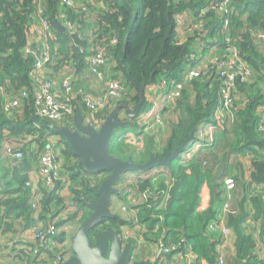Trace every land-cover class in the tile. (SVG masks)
<instances>
[{
  "label": "trees",
  "instance_id": "1",
  "mask_svg": "<svg viewBox=\"0 0 264 264\" xmlns=\"http://www.w3.org/2000/svg\"><path fill=\"white\" fill-rule=\"evenodd\" d=\"M41 1L42 6L39 4L37 6L36 0H0V141L6 132L10 137L29 139L27 143L29 147L19 148L23 154L25 153L24 159L14 166L12 176L5 181V188L8 187L9 190L5 189L4 195L9 198L2 201L5 209L1 218L7 224L12 223L6 216L15 220L22 216L29 227L35 228L39 225L41 229H47L50 224L55 226L56 231L51 238V245L40 248L37 263L55 264L56 254L64 259H69L73 255L71 243L67 246L66 241L71 242V237L76 231L72 232L69 228L77 221L81 225L91 215L93 210L90 204L97 199V190L102 181L96 183L95 180L101 172H87L78 164L79 160L72 153L65 137L43 125V122H51L73 127L76 112L74 116L60 121L40 118L35 113V91L38 82L34 76L38 75L44 80L54 79V69L57 70L58 67L50 65L56 62L57 58V66L63 65L66 72L74 71L76 79L77 74L84 70L88 77L87 82L89 78L95 77L91 72L88 57L102 51L105 62L99 68L106 71L110 79H119L127 87L121 99L114 103L110 102L93 115L92 120L104 121L115 104L127 103L133 107L138 104L140 94L136 83L148 88L164 80L181 79L187 71L185 65L194 55L192 49L194 51L200 49V55L207 57L213 50L220 55L234 46L239 51V58L247 65L240 71L237 67L235 88L230 91L231 108L233 107L238 119L231 134L232 138L228 137L229 141H232L228 152L218 149L215 153L223 152L226 156L234 153L243 158L250 157L251 171L247 178L244 179L243 167L237 163L239 161H235L238 166L237 172L232 173L230 170V175L228 161L225 162L220 176L215 172L213 174L212 169L207 171L204 168L206 159L215 158L213 151L215 149L205 153L209 150L206 147L209 146V140L199 134L200 127L212 123V130L219 129L216 109L221 108L225 102L223 89L226 75L219 73V69H214L215 65L211 63L210 74L200 70L197 77L186 83L192 89V93L190 95L184 90L185 94L180 101L183 114L172 125L162 152L156 154L158 158L166 157L187 137L194 134V139L185 152L199 141L205 147L197 154L198 149H195L191 155L199 157L204 154L205 157L202 159L201 155L199 160L182 159V163L179 164L178 155L169 165L155 167H165L170 171L172 187L167 185L171 192L170 200L167 198L169 202L164 204L165 195H162L163 197L158 195L155 200L148 199L141 205H125L128 213L125 217L103 218L89 235L96 244L98 231L114 229L120 234L124 226L132 228L134 233L129 238L133 244V253L139 244V235L145 239L158 229L165 228L163 231L167 229V234L161 238L162 241L167 246L175 247L168 254L165 253L169 256L171 264L173 261L170 257L176 253L179 256L174 259L179 261L177 263L183 264L182 257L190 245L196 254L197 262L206 258L210 264H216L221 256L219 245L224 233L220 227L212 229L210 225L218 216L223 178L229 175L235 180L236 199H233L225 223L236 235L237 257L243 261L242 264H264L258 253L262 248L254 236V231L258 228L260 230L258 237L261 239L264 237V48L257 36L264 33V0H230L228 13L222 17L217 3L222 0H91L93 5L90 4L89 9L84 11L79 7L62 4L61 0ZM95 3L99 4L97 10H93L92 7ZM39 9L52 23L54 33V37L47 39L52 60L43 74H35L34 69L38 54L43 49L40 40L37 39L44 32L35 17ZM185 12L191 13L202 27L200 32L196 30L194 36L181 41L178 17ZM61 13L66 14L73 24V29H66L64 33L56 31L53 27V19L59 18ZM223 19H229L228 29L224 26ZM89 26L96 34L94 46L89 44L90 39L87 35ZM32 36L35 38L30 40ZM26 47H30L31 51L27 52ZM24 90H27L29 96L23 99L18 111L12 116H7L3 109V95L8 93L6 96L14 98L22 95ZM236 94L240 95L238 100ZM77 102L82 106L84 113L87 107L81 98H78ZM151 107V101L145 98L140 112L126 119L129 126L124 130V135L137 132L140 116ZM118 119L121 120L120 117ZM55 136L59 138L58 145L64 147L63 156L67 159V165L60 170V180L69 178L71 183L80 184L81 189L68 197L61 207L59 205L57 212L52 215L48 213V206L52 201H59L62 198L61 190H58L59 181L53 186L42 184L48 190H44V207L47 211L46 214L40 217L37 214L34 218L31 215L33 207L28 202L32 187L28 184L27 174L35 160L34 156L29 155L28 148L36 144L40 147L41 156L46 149L54 150L57 147L52 141ZM214 143L212 141L213 145ZM114 148L112 145L113 154ZM38 159L40 161V157ZM205 181L210 183L212 201L217 197L218 203L213 207L214 202L211 201L212 204L205 211H199L201 189ZM130 183L133 186L142 184L145 196L149 187L148 179ZM156 206H162L163 209L155 211L158 208ZM67 210L69 213L64 217L63 213ZM60 217L62 219H59ZM261 239L260 245L263 243ZM28 251L16 253L14 259L20 261L25 257L28 262L30 254ZM9 264L13 262L10 261Z\"/></svg>",
  "mask_w": 264,
  "mask_h": 264
},
{
  "label": "rangeland",
  "instance_id": "2",
  "mask_svg": "<svg viewBox=\"0 0 264 264\" xmlns=\"http://www.w3.org/2000/svg\"><path fill=\"white\" fill-rule=\"evenodd\" d=\"M36 1H37V6H38V4L42 6L41 0H36ZM88 1L91 5H93L91 3V0H88ZM82 3H84L83 0H72V6H74V7L80 8ZM98 6H99V4L95 3V6H92L93 10H97ZM187 23L190 24L188 26L189 31L198 30V28L201 24L199 21H196L194 24L191 22V20H188ZM88 29H90L89 32H87V35L89 36V39H90L89 44L94 46L93 40L95 39L96 34L93 32L92 27L89 26ZM51 36L54 37V33H52ZM190 37H188V38L186 37V38L189 39ZM186 38H185V36L182 37V39H186ZM201 57H202L201 64L198 65V67H196V70L198 72L200 70H204L205 72L210 74L212 71L210 69V64L212 63L211 61H214L217 57H219L220 61L224 62V64L226 65L225 68L228 70L229 75H235L236 74L237 60L231 54V50H228L227 52L222 53L220 55L209 54L207 57H205V56H201ZM57 61L58 60L56 58V62H53L52 65H50V66L58 67L57 70L54 69V75H53L54 79H52V80L54 82H56V86H60L61 85L60 84L61 79L63 76H65V74L67 72H66L63 65L57 66ZM74 65H75V63H74ZM214 69L217 70L216 64L214 66ZM86 80H88V77H87L84 70H82L79 73V75L77 74V85L79 87L85 88L84 86H86V83L92 84L93 86L95 85V83L96 84L98 83L95 77L89 78V81H87V82H86ZM158 84H160V83H158ZM89 89L92 91V93L94 92L93 93L94 95H98L99 90L95 86H94V90L91 88H89ZM147 90H149V89H146L145 98L153 99V97L156 98L155 95L159 94L156 91H155V94H153L152 87L150 88L149 91H147ZM160 90H159V92H160ZM181 90H182L181 88L180 89L178 88V93L174 92V96L169 101V103H167L166 106H163L164 101H163V99H161V96H158V100L156 101L157 105H155V107H156L155 113L159 117H158V119H156V120L154 119V120H151L149 122V130L144 131V129L143 130L140 129V121H139V123L137 122V125H138L137 132H141L140 134H137V132H135V133H130V134L124 135V132H125L124 130L129 126V123L125 128H119L117 131H121V132L119 134L118 143H117V145H116V143L113 144V148L115 146V148L113 149L114 155H116L117 157L124 159V160H131L133 162L146 163L147 161L150 160L151 154L157 156L156 155L157 153H161L162 152L161 149L164 146L165 141L168 139V137L170 135L172 125L174 123H176L181 118V116L183 114V110L180 107V101L182 100L183 95L185 93H188L191 95V93H192V89L190 88V86L186 85V83H185V86H184L182 93H181ZM184 90H185V93L183 94ZM5 95H9V94L5 93ZM5 95H3V97ZM239 98H240V95L236 94V99L238 100ZM233 99H235V96H233ZM153 106H154V104L152 103V107ZM231 106H232V103H230V106L222 114L217 115L218 128L219 129L212 130L213 128H212V123H211L209 126L208 125H205V127L202 126L200 128V131H199V134L201 136L204 135L209 140V147H208L209 150L205 151V153H208L210 151V149H215V150H213L215 158L214 159H206V161H204V168L207 171L212 169V173L214 174V172H215V174L217 173L219 176L222 174V168L225 165L226 161H228L229 166H230L228 169L231 171H235V172H237V169H238V166L235 163V161L236 162L239 161L237 163L241 164V167H243V168L244 167H251V160L246 161L249 158L245 160L243 157H241L238 154L235 155L233 153L229 156H226L225 153H223V152H228V149L231 146L230 144L232 143V141H229L228 137L232 138L231 134H233V130H234V128L236 126V122H237L236 120L238 119L233 107L231 108ZM81 108H82V106H81ZM131 108L133 109L134 107L131 106ZM224 116H225V118H224ZM119 117L121 118L122 121L123 120L126 121V119L128 118V116L126 115V113L124 111L120 113ZM223 121H224V123H223ZM84 122H85V116H84ZM126 122H128V120ZM220 122H222V124ZM73 127H71V128H73ZM216 133H217L218 137L215 139ZM154 135H156V140H154ZM152 138H153V140H152ZM8 139L12 140L10 143H12V145H14V147H16V148H18L20 145H22L21 149L23 147H25V145L29 142L28 138H25V139L21 138V139L14 140L10 137V135L4 134V136L1 137V143H2V141L8 142ZM52 141L54 143V146L57 144L56 145L57 147L54 148V150L56 152L59 167L61 170L62 167H65L67 165V159L65 156H63L64 155L63 154L64 147L58 145V143H59L58 137H56V136L53 137ZM152 141H153V144H152ZM212 141L215 142L214 145H212ZM16 143H18V144H16ZM116 148H118V149H116ZM28 149H29L28 150L29 155L34 156V160H35V162H33L34 165L28 171V174H27L28 180L30 182V186L32 187L31 197H29L28 202H29V205L31 207H33L32 210H33V213H36L35 214V216H36L37 214L42 215L45 213V211H47L44 207V190L45 191H48V190L46 189L47 187L45 188L44 186H42V184H44V183H43L42 175L39 172V159H38V157H40V153H41L40 147L35 144L34 146H32V148H28ZM218 149L223 150V152L221 154L215 153V152H218ZM158 150H160V151H158ZM184 152H185V150L180 154L179 164L182 163V159L198 158V160H199V157L202 155L201 154L199 157H197L193 154L188 156L187 153L184 154ZM24 157H25V153L23 154V157L21 159H18V160L16 159L17 161L14 160L13 158L3 160L4 162L1 164L0 167H14L15 165H17L18 162L23 160ZM204 157H205V155L203 154L201 156V158L203 159ZM211 166H216V167H211ZM248 171L249 170L247 168L246 172H248ZM63 173H65V171H63ZM169 173H170V171H168L165 167H161V166L159 168L154 167L153 169H151L150 171H147V172H145V171H132V172L126 173L123 176L124 178L122 177L120 179V181L118 182L119 186L117 184V188L119 189L120 193L118 195H116V194L113 195V203L111 205V211L113 213L118 214L119 216L125 217L126 216L125 205H133V206L141 205V204L145 203L148 199L149 200H155L156 196H158V195H161V196L165 195V199H164L163 203L164 204L168 203L169 202L168 199L170 200L169 194L171 197V192H169V190L172 187L171 180H170L171 176ZM5 174H6V171H4L0 175V177L4 176ZM109 174H110L109 172L99 173L95 179L96 183L103 181ZM63 176H65V175L63 174ZM5 178H7V176H5ZM5 178H3V177L0 178V182L3 181L0 185V195L4 194V192L6 190H9L8 187L5 188V181L8 180ZM65 178L67 179L68 177H65ZM139 179H143V180L148 179L149 180V187L147 186L148 190H147V192H145V196L143 195L144 189L142 187V184L133 186V185H131L130 182L124 181V180H128V181H132V183H135ZM58 185L60 186V189H58V190H61L60 196L62 198L59 199V201H57V200L52 201V203L48 206V208H49L48 213H51L52 215L57 212L56 209L58 208L59 205L61 207L62 204H64V202L68 199V197H71L72 194H75L77 191H80V189H81L80 184L77 185V184L71 183V180L69 178L67 180H64V181L59 180ZM167 185H170V188ZM123 193H127V197H128L127 200L125 199V197H123V195H122ZM1 197L3 199H4V197H6V199H7V196H5V195H2ZM234 198H235V190H234ZM30 199H31V203H30ZM232 203H233V200H232ZM164 204H163V207H164ZM156 207H158V206H156ZM3 208H4V203L2 202V200H0V211H2ZM71 209H69V210H71ZM160 209L161 210L163 209L162 206L156 208L155 211H158ZM69 210H67L66 213H63L64 217L68 215ZM59 219H62V218L60 217ZM79 226H80L79 221H77L74 225L70 226L69 230H71L72 232L77 231ZM36 227H39V225H36ZM125 228H126V226H124L123 232L120 233V235L123 237L124 245L131 243L130 238H129V233L126 234L128 231H126ZM163 229H165V228H163ZM163 229H158L156 233H153L152 235L149 234L148 237L146 236L147 238L145 237V239L147 240V243H148L147 249L142 247L143 245L139 243L140 242L139 240H138L139 244L136 248L138 250L137 251L138 253H142V251H143V253H146V255L149 252L153 251V253H154L152 256L153 258H151L150 261L155 262V264H159V263H161V261L168 262L167 257L164 258L162 256V254H160V252H162V249H163L162 243H164L161 238H164L167 234L165 232V231H167V229L165 231H163ZM59 231L61 232L60 229H59ZM74 235H72V237ZM132 235L133 234L131 233V236ZM70 243H71L70 240L66 241L67 246L70 245ZM70 247H71V245H70ZM166 254H168V252H166ZM57 256H58V254L55 255L54 263L57 261Z\"/></svg>",
  "mask_w": 264,
  "mask_h": 264
},
{
  "label": "built area",
  "instance_id": "3",
  "mask_svg": "<svg viewBox=\"0 0 264 264\" xmlns=\"http://www.w3.org/2000/svg\"><path fill=\"white\" fill-rule=\"evenodd\" d=\"M62 4L65 5H72V0H61ZM89 3V2H87ZM219 4V13L222 16L228 13L229 3L230 0H222ZM86 4V2L84 3ZM83 4V5H84ZM86 6H90L86 4ZM184 14V13H183ZM182 14V15H183ZM36 18L37 21L42 25L44 32L38 36L37 39L40 40L42 45V50L38 54L37 61L35 62L34 69L36 70L35 74H42L45 70H47V66L49 61L52 60V56L49 51V45L47 39L52 35V23L44 16L42 10L39 9ZM59 20L61 23L66 27V29H73V24L70 22L66 16V14L61 13ZM178 23H181V17H178ZM224 26L228 29L230 21L229 19H223ZM202 24H200L198 31H201ZM259 40L262 42V48H264V33H259L258 35ZM35 37L33 36L30 40H33ZM27 52H30V47L25 48ZM231 50V54L237 60V67L240 71L243 68H246L247 65L239 58V51L236 47H229L227 49ZM194 54V53H193ZM209 54H219L216 50L211 51ZM208 54V55H209ZM88 60L91 65V72L95 75L97 80V89L99 90L98 95H94L92 92H88L87 89L83 87H79L77 85L76 74L74 71L67 72L65 76H63L61 81V88L57 89L55 82L52 79L44 80L41 79L38 75L34 76V78L38 82V88L35 91V113L40 118H46L51 121H60L64 118L74 116L76 112V106L78 104V98H81L87 110L83 113L85 118H88V122H91L96 128L100 126L103 122L100 120H92L93 115L97 112L102 110L106 107L110 102L114 103L116 100L121 99V97L126 93L127 87L120 81L119 79H110L108 73L99 68L100 65L104 64V56L102 51H98L93 53L91 56L88 57ZM202 57L199 54L197 58L193 55L188 63H190V67H188L187 71L182 75L181 79H171V80H164L160 84H155L152 86V92L155 94V91L159 93L155 95L156 98L149 99L154 106L146 112L145 114L140 116V129H144V131L149 130V122L151 120L158 119V115L155 113L157 105L156 101L158 100V96H161L164 103L163 106H166L167 103L172 99L174 96V92L178 93V88L182 89L181 93L184 89L185 83L191 81L195 77L199 75V72L196 70V67L201 64ZM214 65L216 64L217 70L219 69V73L226 75V80L224 82V104L221 108L216 109V115L222 114L232 103V99L230 96V91L235 88V76L236 75H229L228 70L225 68L226 65L224 62L220 61V58L217 57L214 61H211ZM187 74V75H186ZM237 74V71H236ZM161 89V90H160ZM160 90V92H159ZM29 94L27 90H24L22 95L14 98H10L8 96L3 97V109L7 116H12L15 111H18L21 107L23 99L28 97ZM230 96V97H229ZM116 105V104H115ZM86 121V120H85ZM222 124V122H220ZM224 123V121H223ZM204 124L202 125L205 127ZM74 126V125H73ZM201 126V127H202ZM209 126V125H208ZM200 127V128H201ZM204 136V135H203ZM201 143L198 141L196 145H193L189 148L187 153L188 156L195 151L196 148L200 147ZM4 153L8 157H13L14 159H21L23 157V152L19 148H16L12 145H6L4 147ZM39 172L42 175V179L45 185L53 186L60 180V167L57 160V156L52 148L46 149L42 155L40 156L39 161ZM132 182V181H130ZM30 184V182H28ZM234 188H235V180L231 176L227 175L223 178V183L221 187V198H220V206L219 211L217 213V219L212 221L210 227L212 229H216L220 227L222 232L224 233L223 238L227 240L230 234H233V229L226 226V216L229 212V209L232 204V200L234 198ZM55 226L50 224L47 229H41L40 227H35L34 230V238L35 241L33 245L30 247V252L27 259L22 257L19 261L18 259H14L16 253H20L23 250H18L17 252L13 253V264H38V257L40 254V248L51 244V238L55 233ZM163 249L162 252H171L175 249L174 246H167L162 243ZM21 254V253H20ZM193 254L190 248H188L187 253L185 256L182 257L183 264L185 261H189L192 259ZM67 259L61 258L57 256V261L59 264H64ZM55 262V264H56ZM176 262H173L175 264ZM180 264V263H177ZM188 264H198L195 262H189ZM223 264L222 256H219L218 263Z\"/></svg>",
  "mask_w": 264,
  "mask_h": 264
},
{
  "label": "water",
  "instance_id": "4",
  "mask_svg": "<svg viewBox=\"0 0 264 264\" xmlns=\"http://www.w3.org/2000/svg\"><path fill=\"white\" fill-rule=\"evenodd\" d=\"M53 27L56 31L64 33L66 27L58 17L53 19ZM139 90L140 101L132 109L127 103L117 104L106 116L100 127L96 128L91 122L84 123L83 109L76 106V121L73 128L60 126L51 122H43V125L65 137L72 153L77 156L78 164L87 172H109L97 190V199L91 202V215L78 227L71 238V250L73 255L64 264H130L133 244L124 245V240L114 229H104L96 233L95 244L89 233L97 227L103 218L119 217L111 211L113 195L120 193L117 184L128 172L150 171L159 165H169L180 155L194 139L190 135L173 152L164 158H158L151 154L146 163L124 160L112 153V138L119 128H125L128 122L119 120L121 112H125L129 118L136 116L145 101L146 88L136 83Z\"/></svg>",
  "mask_w": 264,
  "mask_h": 264
},
{
  "label": "crops",
  "instance_id": "5",
  "mask_svg": "<svg viewBox=\"0 0 264 264\" xmlns=\"http://www.w3.org/2000/svg\"><path fill=\"white\" fill-rule=\"evenodd\" d=\"M83 1H84V3L85 2L86 3L89 2L88 0H83ZM88 7L89 6H86V4H84V5L81 4L80 10L84 11L85 9H89ZM180 17H181L180 40L181 41H186V40H188L187 39L188 37L194 35V31H189L188 26L190 24H188L187 22H188V20H191V22L195 24L196 19L194 18V16L191 13H187V12H185L183 15L181 14ZM183 36H185V38L186 37L187 38L186 39H182ZM192 52L194 53L195 58H197L201 51H200V49H196L195 51L192 49ZM188 67H190V65L186 64L185 65V70H187ZM55 85H56V82H55ZM94 86L97 88L96 83H95ZM94 86L92 84L86 83V86H84V87L90 93V89L89 88L94 90ZM56 88L60 89L61 85L60 86H56ZM150 88L151 87L149 86L146 89L150 90ZM149 90H147V91H149ZM115 106L116 105H114L113 107H115ZM87 119L88 118H85V120H86L84 122L85 124L88 122ZM137 128H138V126L136 127V131H137ZM120 132L121 131H116L114 137L112 138V142H111L112 145L114 143H116V144L118 143ZM6 134H8V132H6ZM217 137H218V135L216 133L215 134V139ZM11 138L14 139V140L17 139L15 137H11ZM11 141H12L11 139H8V142L7 141H4V142L2 141V143H1V141H0V151H1L0 152V166L4 162L3 160L9 159L8 156H6V154L4 153V147L6 145H12V143H10ZM16 144H18V143H16ZM12 146H14V145H12ZM25 146L27 148V147H29V144H26ZM32 146L30 148H32ZM21 147H22V145H20L18 148H21ZM200 147L197 148L198 151L196 152V154L198 152H200L201 150H203V148L205 146H202L201 148ZM206 147H209V146H206ZM244 159L245 160L248 159L246 161H249L250 157L247 156ZM33 165L34 164L32 163V166ZM247 168H248L249 171L246 172V174H245V171H246ZM14 169H15V167H0V175L4 171H6V174L4 176H1V177L5 178V176H7V178H5V179H10V177L12 176V171H14ZM243 170H244V179H245L249 175V173L251 171V167H244ZM232 173H236V172L232 171ZM229 175H230V170H229ZM64 180L65 179H63V181ZM124 181L125 182H130L128 180H124ZM118 186H119V184H118ZM201 191H202L201 192V197H200L201 198V205L198 207V210L199 211H205L210 206V204H212L213 202H214V206L213 207H215L217 205V203H218V199H216L217 197H215V199H213V201H212L213 193H212V189L210 187V183L208 181H205L203 183ZM2 195H4V194L0 195V200H2V201L4 199L7 200L9 198V196H8L7 199H6V197H4V199H3L1 197ZM122 195L125 196V199L127 200V198H128L127 197V193H123ZM237 195H238V191H237ZM235 199H236V195H235ZM211 201H212V203H211ZM30 203H31V199H30ZM4 209H5V206L2 209V211H0V264H9L10 261H12V262L14 261L12 253L17 252L18 250H24V251L30 250V247L33 245V242L35 241V238H34V230H35V228L32 227V226H30V227L26 226V221L23 219L22 216L17 217L16 220L8 218L6 216V219L10 220L9 222L12 223V224H7L1 218L2 215L4 214L3 213ZM35 214L36 213L32 212V214H31L32 217H34V218L37 217V215L35 216ZM44 214H46V213H44ZM44 214H42V215H44ZM125 214L127 215L128 213H125ZM42 215L40 214L39 217L42 216ZM125 230L128 231L126 234L129 233V237H132L131 233L133 234L134 230L132 228H126ZM165 232L167 233V231H165ZM259 233H260V230L257 228L254 231V236L256 238V242L262 248L261 250L258 251V253L260 254L261 258L264 260V237L262 239L259 238L258 237ZM221 238L222 239H221V242H220V245H219V252L221 253V256H222V259H223V264H242L243 261H240L238 259V257H237V251H236V246H235V241H236L235 233L233 232V234H230V236L228 237L227 240L225 239V237L223 238V235L221 236ZM260 239L263 242V243H261L262 245H260V243H259ZM139 241H140L139 243L143 245L142 247L147 249L148 243H147V240L143 238V236L139 235ZM50 247H52V246H50ZM190 247H191V245L189 246V248ZM137 251L138 250L135 249V251L132 253V255L130 257V264H155V262L150 261L151 258H153L152 257L153 254H154L153 251L149 252L147 255H146V253H143V251H142V253H138ZM191 251H192V249H191ZM192 254H193L192 259H190L189 261L186 260L185 264H188L189 262H195V263H198V264H210L206 258L199 259V262H197L196 254L193 251H192ZM162 256L164 258L167 257L168 262L161 261V263H159V264H171V261L168 259L169 256H166L164 252H162ZM178 256H179V254L176 253V254H173V256L170 257L173 262H176L175 264H177V262H179V261H177V259H174V258H177ZM217 263H218V260H217Z\"/></svg>",
  "mask_w": 264,
  "mask_h": 264
},
{
  "label": "clouds",
  "instance_id": "6",
  "mask_svg": "<svg viewBox=\"0 0 264 264\" xmlns=\"http://www.w3.org/2000/svg\"><path fill=\"white\" fill-rule=\"evenodd\" d=\"M150 87H152V86H150ZM152 108V107H151ZM151 110V109H150ZM145 114V113H144ZM143 115V114H142ZM139 123V122H138ZM191 144L189 143V145L187 146V148L190 146ZM202 146V145H201ZM186 148V149H187ZM186 149H185V151H186ZM197 149V148H196Z\"/></svg>",
  "mask_w": 264,
  "mask_h": 264
}]
</instances>
